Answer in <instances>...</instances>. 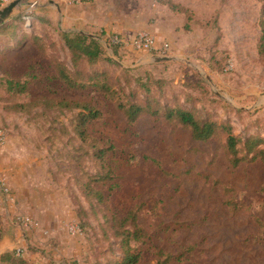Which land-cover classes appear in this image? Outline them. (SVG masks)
<instances>
[{
  "label": "rangeland",
  "instance_id": "374dc122",
  "mask_svg": "<svg viewBox=\"0 0 264 264\" xmlns=\"http://www.w3.org/2000/svg\"><path fill=\"white\" fill-rule=\"evenodd\" d=\"M174 1L185 8L179 13L184 36L177 49L171 47L166 55L171 57L168 62L155 64L153 55H165L129 46L119 47L116 55L110 36L119 33L110 32L101 40L118 66L103 61L97 69H110L119 76L132 100L143 101L147 95L138 78L163 79L160 89L148 81L159 107L178 99L194 106L202 117L228 122L243 140L264 137V60L258 51L261 0ZM63 32L101 34L60 30L49 13L36 12L26 0L0 24V131L5 140L0 146V185L6 183L7 197L11 196L6 203V195H1L0 234L15 231V237H27L32 247H22L25 253L20 256H28L33 264H49V257L63 264H115L121 252L111 215L139 205V223L151 235L137 249L148 263L264 264L263 163L257 160L232 169L215 140L195 141L184 129L155 122L150 113L129 125L114 102L99 92L90 91L102 115L80 126L81 109L50 102L43 95L49 92L42 80L28 73L31 63L45 64L39 57L41 50L52 61L72 67ZM36 35L43 36L44 42L34 39ZM81 65L88 68L85 62ZM181 77L203 79L207 100L199 98L197 87L179 83ZM166 78L172 79L169 85ZM9 79L27 81L29 91L9 92ZM50 83L62 87L60 82ZM61 92L85 98L64 88ZM83 127L88 132L84 139L79 133ZM111 143L115 148L106 162L116 177L107 181L102 176L104 160L96 153ZM11 179L20 199L13 196ZM225 185L236 188L235 197L247 209L237 215L227 211ZM98 190L108 195L106 203L95 194ZM23 217H30L32 223L26 224ZM190 244H195V250L183 262H167L156 252L164 248L176 254Z\"/></svg>",
  "mask_w": 264,
  "mask_h": 264
},
{
  "label": "trees",
  "instance_id": "16d2710c",
  "mask_svg": "<svg viewBox=\"0 0 264 264\" xmlns=\"http://www.w3.org/2000/svg\"><path fill=\"white\" fill-rule=\"evenodd\" d=\"M161 2L167 4L171 9L179 13L185 11L183 5L174 0H161ZM261 2V35L259 37L258 51L259 55L264 60V0H261ZM62 34L65 47L71 53L72 67H69V65L63 61H52L47 58L41 50L39 51V57L41 56L42 59L45 60V64L42 62L31 63L28 73L33 78L39 77V79L42 80L40 83L44 84V87H46L49 92V95H47V93L43 95L48 97L47 99L50 102H55L56 105L62 108L81 109L78 118L80 126H84L89 121L95 120L102 115V110L95 104L96 97L92 96L93 92H99L105 99L114 102L115 106L122 111L129 125L137 123L139 118L145 113H150L155 122L164 121L172 126V130L178 128L184 129L190 133L192 139L195 141L208 142L210 140H215L218 143L219 150L224 152L225 159L232 169H237L244 163H254L257 160H260L264 165V137H249L243 140L239 135L233 132V128L228 122L219 121L211 116L202 117L194 106L187 105L189 106L187 107L181 104L178 99H175L174 104L167 102L159 107L160 103L157 97H152L150 94L152 85L148 81H153L157 84V88L160 89L165 83L163 79L151 78L150 80V77H147V79L144 80L143 78H138L137 81H139V84L147 95L145 97L143 96V101H139V99L132 100L130 96L126 94V86L119 76H113L110 69H97L99 68V64L103 61H108L118 66L113 58L107 55L106 48L102 43L101 37L105 36L104 32L100 34V37L88 36L83 33L71 35L68 32H63ZM35 38L39 40V42L44 40V37L41 35H36L34 39ZM119 47L121 48L120 45H115L114 47L116 55H118ZM163 61L168 62L169 60H161L158 63ZM82 62L86 63L87 69H83L81 65ZM158 63L155 62V64ZM44 67L45 71H40V69L42 70ZM123 70L127 71L128 68H124ZM183 78L184 77H181L179 79L181 81L179 83H182L184 86L191 85L193 88L197 87L195 92H200L199 95L201 96H199V98L203 101L207 100L208 93L204 87L206 84L203 79L199 77L197 81H194L192 79ZM169 80L172 79L168 78L166 80L167 84ZM50 81L60 82L62 87H54ZM173 81L175 80L173 79ZM6 84L8 91L12 93L23 94L29 91V84L27 81L9 79L6 81ZM61 88L75 92L73 96L81 94L84 95L85 98L68 97L61 92ZM192 98L195 99V97ZM84 127L79 132L82 139L86 138L88 135ZM114 148V145L111 143L107 148H99L96 153L97 157L104 160V171L106 173L102 176L106 178L107 181H113L116 177L114 168L109 162H106L107 155ZM144 159L147 160L148 155H144ZM154 161L158 166H161L160 161ZM163 174L176 177V175L168 171H164ZM205 178L209 179L208 175H206ZM214 184L215 186L217 185V187L221 186V182L218 179H215ZM113 187L114 185L109 187V192L112 191ZM223 189L225 193L223 201L227 211L231 215H237L242 210L244 211V208L247 209L245 203L235 197L236 188L225 185ZM260 189L264 191V179ZM95 194L100 196L99 200L103 199L105 203L107 202L106 198L108 195H105L103 191L98 190ZM139 210H141V206L135 205L122 214L115 212L116 214L111 215V226H113L116 237L119 238V250L121 252V256L115 264H151L144 260L142 250L140 248L137 249V246L144 243L151 235L150 229L139 223ZM1 237H3V233L0 234V241L2 239ZM26 246L29 248L32 247L30 242H28ZM17 250L18 248L16 247L3 252L1 254L0 264H33V260L26 255L21 257L17 253ZM194 250L195 244H190L176 254L167 252L164 248H160L156 252L159 254V257L164 256L167 262L172 259L183 262L186 256L192 254ZM49 259H51L49 264H63L62 260L54 259L53 257H49Z\"/></svg>",
  "mask_w": 264,
  "mask_h": 264
},
{
  "label": "crops",
  "instance_id": "0c3cea01",
  "mask_svg": "<svg viewBox=\"0 0 264 264\" xmlns=\"http://www.w3.org/2000/svg\"><path fill=\"white\" fill-rule=\"evenodd\" d=\"M26 2L36 12L49 13L50 19L57 22L60 30L87 34L105 32L106 36L110 35V32H118L129 47L137 32L141 30H148L154 34L159 45L169 42L173 49H177L180 39L184 36L179 12L167 4L156 1L92 0L73 3L71 0H26ZM10 184L12 192L16 193L13 196L20 199L19 189L12 179ZM10 197L4 198L6 203L11 202ZM38 221L43 224L39 219ZM14 233L15 231H9L0 241V259L3 252L28 244L27 237L20 235L15 237Z\"/></svg>",
  "mask_w": 264,
  "mask_h": 264
},
{
  "label": "built area",
  "instance_id": "2783aa9c",
  "mask_svg": "<svg viewBox=\"0 0 264 264\" xmlns=\"http://www.w3.org/2000/svg\"><path fill=\"white\" fill-rule=\"evenodd\" d=\"M12 1L13 0H0V8L8 5ZM71 1L73 3H82L85 1H92V0H71ZM110 39L116 45H120V46H124V47L128 46V44L125 42V40L123 39V37L120 34L112 35V36H110ZM130 45H131L130 47H132L138 51L149 52L152 55L153 54H155V55H157V54L169 55V53L171 51V46H170L169 42H165V43L159 45L157 42L156 36L148 30H141V31L137 32L136 36L131 41ZM4 142H5L4 135H3L2 131H0V146L3 145ZM9 192H10V188L7 186L6 183L2 182V184L0 185V201H1V195L5 197V195L7 196V194ZM22 220L26 224L32 223L30 217H23ZM21 248H18V250H17V253L19 255L25 253L24 249L23 248L21 249Z\"/></svg>",
  "mask_w": 264,
  "mask_h": 264
},
{
  "label": "water",
  "instance_id": "95a60500",
  "mask_svg": "<svg viewBox=\"0 0 264 264\" xmlns=\"http://www.w3.org/2000/svg\"><path fill=\"white\" fill-rule=\"evenodd\" d=\"M21 4V0H13L8 5L4 6L0 9V24L5 22V20L12 15L14 10ZM171 57L169 56H153L151 58V61H161V60H170Z\"/></svg>",
  "mask_w": 264,
  "mask_h": 264
}]
</instances>
